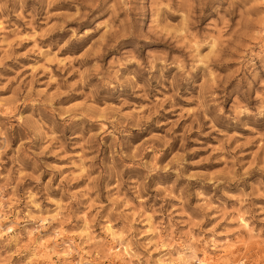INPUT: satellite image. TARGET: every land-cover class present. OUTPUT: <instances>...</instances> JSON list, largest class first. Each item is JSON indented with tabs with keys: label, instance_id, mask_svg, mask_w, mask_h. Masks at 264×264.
<instances>
[{
	"label": "clouds",
	"instance_id": "clouds-1",
	"mask_svg": "<svg viewBox=\"0 0 264 264\" xmlns=\"http://www.w3.org/2000/svg\"><path fill=\"white\" fill-rule=\"evenodd\" d=\"M0 264H264V0H0Z\"/></svg>",
	"mask_w": 264,
	"mask_h": 264
},
{
	"label": "rangeland",
	"instance_id": "rangeland-1",
	"mask_svg": "<svg viewBox=\"0 0 264 264\" xmlns=\"http://www.w3.org/2000/svg\"><path fill=\"white\" fill-rule=\"evenodd\" d=\"M54 10L64 11L65 9L63 8V6H58V7H57L56 9H54ZM56 35H59V34H58V33H53V37L56 36ZM53 37H48V39H52ZM28 46H29V44L26 43V44L22 45L21 48H22V49H26ZM72 48H73V45H69V48H68V49H65L64 52H65V53H69V54H71L69 50L72 49ZM9 54H10V55L13 54V53H12V50L9 51ZM7 63H8L9 65L13 64V60H9V61H7ZM53 70H54V69H53ZM161 159H163V157H161Z\"/></svg>",
	"mask_w": 264,
	"mask_h": 264
}]
</instances>
